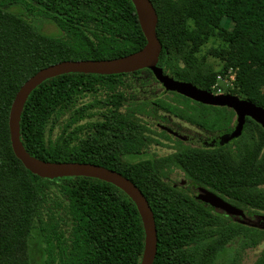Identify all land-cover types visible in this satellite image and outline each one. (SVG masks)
Wrapping results in <instances>:
<instances>
[{
	"label": "trees",
	"instance_id": "16d2710c",
	"mask_svg": "<svg viewBox=\"0 0 264 264\" xmlns=\"http://www.w3.org/2000/svg\"><path fill=\"white\" fill-rule=\"evenodd\" d=\"M151 1L164 73L214 92L231 71L230 93L264 107V0ZM210 40L219 42L209 50L219 71L200 55ZM146 45L133 0H0V264L141 263L146 235L133 199L96 177L34 174L13 150L9 118L18 90L40 69L125 57ZM160 86L148 68L51 77L24 105L21 141L38 159L94 163L132 180L154 212L153 264H242L248 249L264 244V229L212 210L169 180L182 170L244 214H264V126L248 116L232 137L233 108L176 91L159 96ZM174 118L221 133L220 144L187 142ZM156 146L172 151L159 155ZM252 264H264V246Z\"/></svg>",
	"mask_w": 264,
	"mask_h": 264
},
{
	"label": "water",
	"instance_id": "95a60500",
	"mask_svg": "<svg viewBox=\"0 0 264 264\" xmlns=\"http://www.w3.org/2000/svg\"><path fill=\"white\" fill-rule=\"evenodd\" d=\"M133 1L141 18L147 45L141 51L125 57L98 60H65L40 69L26 80L18 90L10 111L9 129L12 147L16 156L34 174L52 178L75 175L96 177L109 181L123 189L136 203L144 224L146 246L140 264H153L158 247L155 216L146 196L132 180L116 170L94 163L53 162L38 159L25 149L20 134V121L24 105L32 91L45 80L69 72L110 75L131 73L144 68L152 70L158 81L169 91L179 92L201 103L233 108L238 115L239 125H243L246 117L249 116L264 126L263 106L234 94L214 93L191 82L177 80L164 73V69L158 65L163 45L157 36L158 14L156 8L151 0ZM197 198L228 214L244 216L242 209L203 187Z\"/></svg>",
	"mask_w": 264,
	"mask_h": 264
},
{
	"label": "rangeland",
	"instance_id": "374dc122",
	"mask_svg": "<svg viewBox=\"0 0 264 264\" xmlns=\"http://www.w3.org/2000/svg\"><path fill=\"white\" fill-rule=\"evenodd\" d=\"M229 28L232 27L231 23H227ZM46 30L48 32H54L56 31V28L52 25L46 26ZM219 44L218 41L215 40H210L209 42H207L201 52L200 55H206L207 56V60L213 64L215 66V68L219 71L221 69V62L216 59L214 56H212L209 53V50L211 48H213L214 46H217ZM234 74L233 72L229 71L225 76L220 74L218 77V81L214 87V92L218 93V94H226V93H230V90L233 88V84H234ZM169 91L166 88H163L162 86H160V88H158L157 90V95H164L166 94V92ZM231 94V93H230ZM147 96L152 95V93L146 94ZM87 100H90V97L86 98ZM67 119H69L68 115H66L65 117L62 118V121H66ZM174 121L177 122L180 126H181V130H183V137H185L186 140L191 141V142H195V143H199V144H204V141L202 140L203 137H207V135L205 133H203V131H201L200 129H198L197 127L184 122L182 120H179L177 118H174ZM61 131V128L59 125H57L55 131H54V136L56 137ZM240 132V128H239V122L237 120L236 124L234 125L233 129L231 130V136L232 137H237L239 135ZM220 137L219 136H215L212 138H209V140L207 141L208 145H216L219 143ZM154 151H156L159 155H166L169 154L172 150L168 149L167 147H162V146H156L155 148H153ZM172 184H176L177 186L180 187H188L190 188L189 191L192 195L194 196H198L200 194V186L194 182H191L190 180H188L186 178V176L184 175V172L182 170L179 169H175L172 173L171 179L169 180ZM210 205V204H209ZM212 210L218 211L215 207L212 206L211 208ZM235 220L240 221V220H245L250 224L259 226L261 228L264 229V214L263 213H256V212H252V213H247L244 214V216H238V217H234ZM264 244H261L258 248L256 249H248L246 251V253L244 254L243 260H242V264H252L258 257V254L260 252V250L263 248Z\"/></svg>",
	"mask_w": 264,
	"mask_h": 264
},
{
	"label": "flooded vegetation",
	"instance_id": "af4514ba",
	"mask_svg": "<svg viewBox=\"0 0 264 264\" xmlns=\"http://www.w3.org/2000/svg\"><path fill=\"white\" fill-rule=\"evenodd\" d=\"M215 93V92H214ZM162 128H165L167 125H162V124H159ZM180 126V125H179ZM193 126H195V125H193ZM196 127V126H195ZM198 128V127H197ZM198 129H200V128H198ZM180 130H181V126H180ZM201 130V129H200ZM173 134H175V131L172 129V130H170ZM201 131H203V130H201ZM181 132H182V134H183V130H181ZM203 133H205L206 135H207V137H203V141H204V144H199V143H195V142H191V141H188V140H186L187 142H189V143H191V144H193V145H199V146H205V145H208L207 143V141L209 140V138H212V137H215V136H211L210 134H208V133H206V132H204L203 131ZM184 135V134H183ZM217 136H221V133L220 134H218ZM221 140V139H220ZM220 140H219V143L218 144H216V145H219L220 144ZM233 141V139H231V142ZM216 145H214V146H216ZM209 146H212V145H209ZM173 173V172H172ZM171 176H172V174H171ZM176 185V184H175ZM180 187V186H179ZM185 188V187H184ZM187 188V187H186ZM200 188H202V187H200Z\"/></svg>",
	"mask_w": 264,
	"mask_h": 264
}]
</instances>
